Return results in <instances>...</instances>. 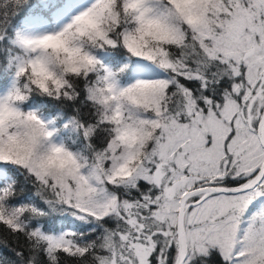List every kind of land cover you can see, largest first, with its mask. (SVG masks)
I'll return each mask as SVG.
<instances>
[{
    "label": "snow or ice",
    "instance_id": "obj_1",
    "mask_svg": "<svg viewBox=\"0 0 264 264\" xmlns=\"http://www.w3.org/2000/svg\"><path fill=\"white\" fill-rule=\"evenodd\" d=\"M0 264H264V0H0Z\"/></svg>",
    "mask_w": 264,
    "mask_h": 264
}]
</instances>
